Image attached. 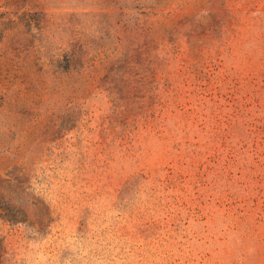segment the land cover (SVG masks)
Segmentation results:
<instances>
[{
  "label": "rangeland",
  "instance_id": "374dc122",
  "mask_svg": "<svg viewBox=\"0 0 264 264\" xmlns=\"http://www.w3.org/2000/svg\"><path fill=\"white\" fill-rule=\"evenodd\" d=\"M0 264H264V0H0Z\"/></svg>",
  "mask_w": 264,
  "mask_h": 264
},
{
  "label": "trees",
  "instance_id": "16d2710c",
  "mask_svg": "<svg viewBox=\"0 0 264 264\" xmlns=\"http://www.w3.org/2000/svg\"><path fill=\"white\" fill-rule=\"evenodd\" d=\"M15 214H16V215H15V216H16V217H15V220H20V219L23 218V215H22V213H20L19 210H17Z\"/></svg>",
  "mask_w": 264,
  "mask_h": 264
}]
</instances>
